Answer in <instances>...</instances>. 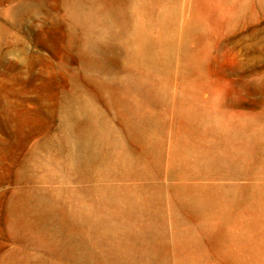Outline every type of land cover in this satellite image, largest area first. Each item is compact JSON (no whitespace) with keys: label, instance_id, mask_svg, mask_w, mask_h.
I'll use <instances>...</instances> for the list:
<instances>
[{"label":"rangeland","instance_id":"rangeland-1","mask_svg":"<svg viewBox=\"0 0 264 264\" xmlns=\"http://www.w3.org/2000/svg\"><path fill=\"white\" fill-rule=\"evenodd\" d=\"M69 1L0 0V264H75L65 248L78 226L77 207L95 258L105 257L110 246L139 241L136 236L150 223L140 207L162 209L161 237L144 240L162 243L172 255L177 233L201 230L207 221L174 220L167 190L179 183L208 191L264 187V171L186 179L167 172V156L179 137L176 127L190 117L180 115L184 98L227 124L247 120L253 130L264 132V0L131 3L136 14L127 32L103 43L109 51L89 55L88 63L82 56L86 32ZM146 43L156 52L146 51ZM184 50L195 58L192 66ZM142 70L164 97L155 99L134 87ZM116 100L141 121L155 119L156 124L137 127ZM87 103L103 115L110 145L99 146L93 162L76 170L64 116ZM182 136L198 135L188 130ZM257 160L264 165V152ZM32 190L48 194L56 211L43 218L33 212L23 226L14 197L27 202ZM93 212L96 218L89 223ZM257 217L255 239L264 232V213Z\"/></svg>","mask_w":264,"mask_h":264},{"label":"bare ground","instance_id":"bare-ground-1","mask_svg":"<svg viewBox=\"0 0 264 264\" xmlns=\"http://www.w3.org/2000/svg\"><path fill=\"white\" fill-rule=\"evenodd\" d=\"M69 2L75 21L86 32L82 56L88 63L92 59L89 55L106 54L109 51V47H104L103 43L127 32L129 23L136 14V11L130 10L129 5L140 0ZM138 35L143 37V32L139 31ZM143 47L146 51L156 52L150 43ZM167 50L170 51L169 46L162 50L163 54ZM183 54L187 66H192L195 58L186 50ZM160 57L158 55L154 66ZM134 82V87L143 94L155 99L164 97L161 87L150 80L147 71L139 72ZM99 87L104 92L108 90L106 84L100 83ZM185 99L188 106H185ZM122 101L116 100L115 103L124 109L137 127H152L156 124L155 119L141 121L138 113ZM184 101L181 103L180 115L190 117L176 127L179 137L167 156L168 174L186 179L197 175L237 176L264 171V165L257 160V155L264 152V132L253 130V123L247 120L227 124L208 111L196 108L188 98H184ZM94 109L91 103H87L80 110H69L64 116V123L70 131L67 150L76 170L84 169L93 162L95 150L99 146L110 145L104 117ZM188 130H196L198 136L183 137L182 133H187ZM195 185L179 183L167 190V209L174 220L193 221V217H198L207 221L201 230L177 233L172 255L167 256L162 243L144 240L148 235H159L160 238L163 221L161 208L147 211L144 207H140L138 212L141 216L149 217L150 223L143 226L136 236L139 241L119 248L110 246L103 258H95L90 244L92 239L85 235V220L79 213V208H75L74 216L78 226L69 232L70 244L65 248V253L75 264H101L105 260L109 264H264V232L257 239L252 236V229L258 221L257 215L264 213V187L237 185L226 190L208 191L207 188ZM14 199L13 209L23 226L32 221L33 212L41 213V218L55 215L56 205L48 194L38 190L29 192L27 202L16 196ZM153 202L158 203L156 199ZM95 218L96 213L93 212L89 223H93ZM189 250L197 254L192 255ZM10 254L12 252H7L6 257H10Z\"/></svg>","mask_w":264,"mask_h":264}]
</instances>
